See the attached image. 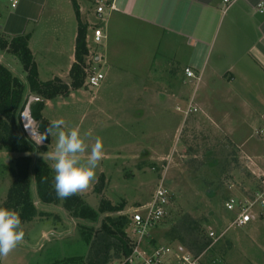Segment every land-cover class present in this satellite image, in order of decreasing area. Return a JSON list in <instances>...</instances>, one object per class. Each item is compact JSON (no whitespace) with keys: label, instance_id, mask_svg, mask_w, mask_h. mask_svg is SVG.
I'll return each mask as SVG.
<instances>
[{"label":"rangeland","instance_id":"374dc122","mask_svg":"<svg viewBox=\"0 0 264 264\" xmlns=\"http://www.w3.org/2000/svg\"><path fill=\"white\" fill-rule=\"evenodd\" d=\"M89 5L92 10L94 6L86 3L91 22H95L96 17L89 10ZM71 11L72 20L76 23L73 9ZM102 46V41L95 43L91 38L86 48L89 52L100 54ZM61 58L57 57V62ZM92 58L88 55L84 57L88 66L95 71H104L103 64L92 62ZM0 63L22 83V106L17 108L15 115L17 129L23 132L20 114L27 98H36L37 95L28 90L25 71L16 58L0 52ZM37 66L36 71L39 70V78L43 81L48 77L44 76L43 68L47 71L48 68L62 67L64 64L48 66L37 61ZM172 67L175 71L182 70L181 65ZM188 67L192 72L199 69L192 62ZM220 67L222 69L223 66ZM232 67L233 73L240 77L255 75L253 70L248 72L247 64ZM63 80L67 81L65 84L69 83L68 76H64ZM189 80L190 83L186 85L187 99L179 106L181 108L176 109L180 111L178 118L170 111L157 110L147 116L148 119L143 118L144 122L136 123L132 120V112L125 110L130 107L128 104L122 105L109 96L106 101H90L88 98L95 87L85 86L84 82L64 97L44 100L40 113L47 121L52 123L63 118L68 127L79 128L81 135L90 133L87 139L90 146L96 137L103 142L105 156L96 169L98 180L87 191L78 194L83 206L92 210L95 217L93 220L81 217L86 215L82 208L65 206L60 199L56 203H43L38 199L33 180L35 161H45L54 174L50 154L55 149L57 137L51 135L49 130L43 149L42 145L32 141L28 142V152L9 153L0 149V207L5 208L7 190L13 179L14 159L25 155L29 158V201L35 210L33 217L22 221L25 243L8 257L0 258V264H48L60 261L61 252L69 256L61 260L78 257L84 264H94L105 256L104 259L108 260L104 264H121L124 258L119 256L120 239L108 237L106 253L99 240V246L94 248L91 242L103 236L100 225L107 224L105 217L114 221L123 215L126 220L121 229L125 234L123 239L132 249L135 234L132 233L129 215L132 208L149 200L158 183H162L168 193L166 210L162 219L140 238V255H150L157 247L168 248L173 253L180 248L191 254H202V264H264V230L251 236L250 224L239 227L231 225L234 211L225 206L232 204L235 208L246 201L251 205V221L264 219V210L261 211L257 204L259 195L264 196V136L258 130L264 127V94L257 97L255 102L253 97H247L244 93V99L250 101L254 109L253 113H248L247 109H242L241 100L228 94L227 90L209 87L208 91L195 85L196 81ZM248 83L252 90L259 89V83L255 80H248ZM233 104L241 109L240 114L234 112ZM199 105L215 119L226 114L225 124L219 128L215 126V133L211 131V125L201 122L203 118ZM243 115L244 121L241 118ZM246 118L250 123L243 125L241 122H245ZM226 132H230L232 138H227ZM253 134L260 136L255 138ZM106 201L111 205L123 201L124 206L121 211L105 210ZM41 231L62 234L58 237L56 234L49 235L46 242V239L40 238ZM209 232L215 238H211ZM87 234L91 237L89 244L83 240ZM115 235L120 238L118 233ZM127 257L128 260L131 258L129 255ZM131 262L140 264L134 258Z\"/></svg>","mask_w":264,"mask_h":264},{"label":"crops","instance_id":"0c3cea01","mask_svg":"<svg viewBox=\"0 0 264 264\" xmlns=\"http://www.w3.org/2000/svg\"><path fill=\"white\" fill-rule=\"evenodd\" d=\"M73 1L80 22L86 26L85 47L93 29L99 30V42L103 43L100 54L87 50L93 62L104 66V71L97 70L102 79L88 98L90 101L113 97L122 105H130L125 110L131 111L132 120L139 123L157 110L170 111L178 118L176 109L187 99L189 79L208 91L209 87L227 90L241 100L242 109H247L248 113H253L254 109L250 101L244 99V93L255 102L264 94V0H100L99 4H93L92 0ZM86 3L94 6L93 10L90 5L88 8L96 17L95 22H91ZM110 3L113 9L107 8ZM101 4L104 7L97 15L95 7ZM71 9L70 0H16L14 8L6 0H0V35L7 40L27 34L26 45L36 67L37 61L48 66L64 64L47 71L43 68L44 76L48 75L45 80L57 77L67 83L63 77H67L73 62L76 34ZM0 52L9 54L1 49ZM57 57L62 58L57 62ZM191 62L199 69L192 72L188 67ZM238 64H247L248 72L253 70L255 75L248 74V78L235 75L232 66ZM174 65H181V72L175 71ZM185 68L194 77H187ZM36 72L37 79L42 81L41 73L38 69ZM248 80L258 82L259 89L252 90ZM233 107L234 112L241 113L236 104ZM198 108L203 118L201 122L211 125L212 132L225 124L226 114L215 119L204 107L199 105ZM241 118L244 121L245 116ZM247 121L246 118L241 123H250ZM258 130L264 136V127ZM226 135L232 138L230 132ZM260 135L253 134V137ZM249 224L251 236L264 230V219L244 226ZM53 234L58 237L62 232L41 231L40 238L47 242ZM65 257L69 256L61 252L59 259Z\"/></svg>","mask_w":264,"mask_h":264},{"label":"trees","instance_id":"16d2710c","mask_svg":"<svg viewBox=\"0 0 264 264\" xmlns=\"http://www.w3.org/2000/svg\"><path fill=\"white\" fill-rule=\"evenodd\" d=\"M71 1L74 18L76 20V34L73 47V62L67 72L69 83L65 84L60 81L59 78L54 77L49 80L39 81L37 79V72L34 60L27 48V34L16 35L9 39H4L0 35V49L13 55L21 64V67L25 71L26 84L28 90L36 93V100L29 103V113L31 118L37 124V131L43 142L41 149L44 148L47 143V131L50 129L52 123L47 121L41 116V109L43 107V101L52 99L56 96H66L69 89L79 88L85 78V68L87 63L84 57L87 55V49L84 43L85 24L79 20V14L76 4ZM23 86L21 81L13 76L4 66L0 64V149L6 152L24 153L29 151L28 140L23 132L18 131L16 124V110L20 108V99L22 96ZM29 163L28 156L21 155L14 159V169L12 170V182L7 190V198L4 202L5 208H11L16 210L20 214L21 221L30 219L35 215V210L29 201L28 193V179H27V165ZM54 174L47 163L41 159H37L33 165V180L34 188L38 199L43 203H56L57 197L53 187ZM63 204L69 205L77 209L82 208L86 212V217L91 220L94 219L95 214L87 206H83V203L79 195H73L71 198L63 200ZM124 206V202H120L117 205H111L107 201L105 202V210L116 211ZM42 215V214H41ZM162 219V218H161ZM107 224L102 223L100 225L103 236H98L91 242V247L94 248L98 245L99 241L102 249L105 250L109 245L107 243L108 237H116L120 239V257L124 258L121 264H130L126 258L130 254L131 249L124 241L125 234L122 232L123 222H125V216H118L114 221L105 217ZM113 227V228H112ZM90 230L88 229V233ZM118 233L120 238L115 234ZM83 240L89 244L91 237L87 234ZM99 240V241H98ZM98 245V246H99ZM105 256L99 260L97 259L94 264H104L107 262ZM117 258V257H116ZM48 264H84L78 257L68 258L65 260L54 261Z\"/></svg>","mask_w":264,"mask_h":264},{"label":"clouds","instance_id":"9594fccd","mask_svg":"<svg viewBox=\"0 0 264 264\" xmlns=\"http://www.w3.org/2000/svg\"><path fill=\"white\" fill-rule=\"evenodd\" d=\"M49 133L57 137L55 149L50 154L56 197L66 200L87 191L98 180L96 169L105 156L101 138L96 137L90 146L87 143L90 133L81 135L79 128L68 127L63 118L52 122ZM24 243L25 232L19 212L0 207V258L8 257Z\"/></svg>","mask_w":264,"mask_h":264},{"label":"built area","instance_id":"2783aa9c","mask_svg":"<svg viewBox=\"0 0 264 264\" xmlns=\"http://www.w3.org/2000/svg\"><path fill=\"white\" fill-rule=\"evenodd\" d=\"M9 3L11 8H14L16 5V0H6ZM94 4H99L100 0H92ZM227 2L228 0H223ZM104 5H97L95 7V13L99 15L102 12ZM108 9H113L112 4L107 5ZM264 8V6H262ZM100 32L98 29H93L92 31V40L93 42H99ZM93 62V61H92ZM85 78L84 85L95 87L99 84L102 79V74L92 66H88L84 70ZM184 74L187 77H192V73L188 68L184 69ZM194 109V108H193ZM264 186V181H263ZM166 189L163 187L162 183H158L154 189L153 194L149 198V200L142 204L135 206L132 208V214L129 215V221L133 226L132 233L135 234V239L133 240V247L129 256L131 258L126 260L132 264L133 258L135 260H139L140 264H202L201 257L202 254H191L187 251L181 250L180 248H176V252L173 253V250L163 247L155 248L150 255L142 256L138 252V243L140 238L146 234V232L152 228L159 219L164 215L166 210V205L168 201ZM258 205H260L261 211L264 210V196L262 194L259 195ZM228 210L234 211V216L230 222L231 225L236 227L242 226L253 219V215L250 211V204L246 201L242 202L239 206L233 207L232 204L225 205ZM208 235L212 238H215L213 233H208ZM173 256L171 260L170 257Z\"/></svg>","mask_w":264,"mask_h":264},{"label":"water","instance_id":"95a60500","mask_svg":"<svg viewBox=\"0 0 264 264\" xmlns=\"http://www.w3.org/2000/svg\"><path fill=\"white\" fill-rule=\"evenodd\" d=\"M33 100H36V98L35 97L27 98V102L22 109L19 120H20L21 128L26 138L32 141L36 145H43V142L37 131V124L31 118L30 113H29V103Z\"/></svg>","mask_w":264,"mask_h":264}]
</instances>
